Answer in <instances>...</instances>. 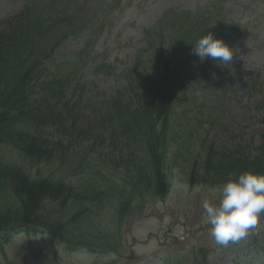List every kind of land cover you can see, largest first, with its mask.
I'll list each match as a JSON object with an SVG mask.
<instances>
[{
  "label": "rangeland",
  "instance_id": "rangeland-1",
  "mask_svg": "<svg viewBox=\"0 0 264 264\" xmlns=\"http://www.w3.org/2000/svg\"><path fill=\"white\" fill-rule=\"evenodd\" d=\"M106 1L88 0L83 9L78 4L75 11L62 19L57 16L60 0H0V30L22 11L19 19L27 18L30 25L21 29L30 36L34 56L50 55L51 51L61 55L77 52L82 48L79 35L91 36L87 54L95 56L96 62L111 63L114 71L106 74L108 69L102 68L101 73H96L94 64L88 62L91 69L83 78L86 93L110 95L116 89V82L109 76L126 68L130 57L140 49L144 53L141 59L147 55L143 31L152 28L165 11L196 8L200 11L205 0ZM102 4H107L106 10ZM231 5L228 20L239 22L236 28L242 36L229 45L235 49L232 63L221 62L226 71L224 76L202 79L186 89L178 97V105L191 112V117L203 119L194 125L198 128L192 134L193 139L199 143L214 140V151L225 152L222 160L228 158L226 152H231L230 157L241 167L243 156L253 151L264 135V0H232ZM84 10L88 12L82 13ZM216 11L209 4L206 12L197 13L193 27L184 17L167 15L158 24L165 44L161 55L175 53L180 45L178 41L189 31L203 29ZM240 67L254 76L244 74ZM144 88V84L135 83L132 94H140ZM198 153L191 151L192 157ZM70 165L68 160L66 167L59 170L62 177L72 178ZM38 168L31 164L25 170L35 172ZM191 169L189 166L184 172L177 168L169 175L170 187L163 199H146L137 204L131 201L129 208L125 194H117L110 199L116 202L112 208L108 205L110 201L103 212L91 206L89 214L70 224L64 223L68 222L67 216L48 203L46 215L53 214L47 220L52 221L56 215L55 218L64 221L59 236L73 250H67L64 242L41 234L30 237L17 234L0 247V264H264V255L256 248V242H264V216L246 238L219 249L209 235L201 204L204 199H217L218 193L214 195L211 189L230 176L221 172L211 176L206 184H190L187 174H191ZM200 174L201 169L193 172L195 177ZM122 207H126L122 212L126 214L125 224L113 219ZM73 245L81 246L74 249Z\"/></svg>",
  "mask_w": 264,
  "mask_h": 264
},
{
  "label": "trees",
  "instance_id": "trees-1",
  "mask_svg": "<svg viewBox=\"0 0 264 264\" xmlns=\"http://www.w3.org/2000/svg\"><path fill=\"white\" fill-rule=\"evenodd\" d=\"M60 2L62 15L71 12L73 0ZM29 25L27 18L17 19L0 33L1 244L24 232L48 233L69 246L59 236L64 221L56 215L47 220L53 213L46 215V204L67 216L66 224L89 214L91 206L103 212L110 201L112 208L116 202L110 199L117 194H125L131 208V201L165 198L170 174L177 168L185 172L192 167L187 174L190 184H206L221 172L230 178L243 171L264 173V135L243 156L241 167L231 152L222 160L225 152L214 151V140L193 139L198 128L194 125L203 119L190 118L191 112L178 105V97L196 83L206 66H196L191 49L154 63L152 79L147 76L140 94L119 93L91 102L81 97L82 90L75 96L81 82L76 71L59 79L49 63L42 67L41 56L33 57L34 45L21 29ZM148 45L160 53L163 42L156 37ZM196 150L199 153L192 157ZM68 160L72 178L57 175ZM31 164L40 168L27 172ZM195 169H201L199 176H193ZM125 209L113 215L119 224H125Z\"/></svg>",
  "mask_w": 264,
  "mask_h": 264
},
{
  "label": "clouds",
  "instance_id": "clouds-1",
  "mask_svg": "<svg viewBox=\"0 0 264 264\" xmlns=\"http://www.w3.org/2000/svg\"><path fill=\"white\" fill-rule=\"evenodd\" d=\"M192 54L200 61L208 58L229 65L235 49L209 32L192 45ZM211 191L218 198L202 201L204 220L214 243L226 249L246 238L264 216V173L240 172Z\"/></svg>",
  "mask_w": 264,
  "mask_h": 264
}]
</instances>
